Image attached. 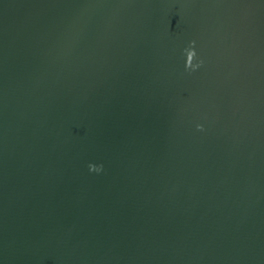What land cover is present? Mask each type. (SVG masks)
Returning <instances> with one entry per match:
<instances>
[{
	"label": "water",
	"instance_id": "1",
	"mask_svg": "<svg viewBox=\"0 0 264 264\" xmlns=\"http://www.w3.org/2000/svg\"><path fill=\"white\" fill-rule=\"evenodd\" d=\"M0 264H264V0H0Z\"/></svg>",
	"mask_w": 264,
	"mask_h": 264
},
{
	"label": "clouds",
	"instance_id": "2",
	"mask_svg": "<svg viewBox=\"0 0 264 264\" xmlns=\"http://www.w3.org/2000/svg\"><path fill=\"white\" fill-rule=\"evenodd\" d=\"M184 55L186 56L185 71L191 74L197 71L202 65L203 61L199 60L197 52L195 51V41L189 43V46L184 49ZM198 131H203L202 125H197ZM89 171L100 174L103 172V165H89Z\"/></svg>",
	"mask_w": 264,
	"mask_h": 264
}]
</instances>
